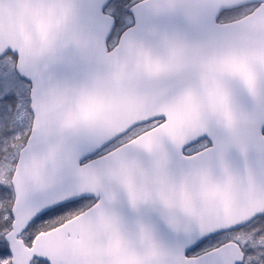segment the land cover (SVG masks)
I'll list each match as a JSON object with an SVG mask.
<instances>
[{
    "label": "snow or ice",
    "instance_id": "1",
    "mask_svg": "<svg viewBox=\"0 0 264 264\" xmlns=\"http://www.w3.org/2000/svg\"><path fill=\"white\" fill-rule=\"evenodd\" d=\"M0 264H264V0H0Z\"/></svg>",
    "mask_w": 264,
    "mask_h": 264
}]
</instances>
